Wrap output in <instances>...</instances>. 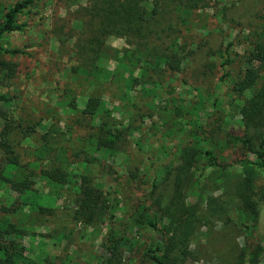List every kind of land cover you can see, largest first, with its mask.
Returning a JSON list of instances; mask_svg holds the SVG:
<instances>
[{
  "label": "rangeland",
  "instance_id": "374dc122",
  "mask_svg": "<svg viewBox=\"0 0 264 264\" xmlns=\"http://www.w3.org/2000/svg\"><path fill=\"white\" fill-rule=\"evenodd\" d=\"M18 1L0 0V13ZM156 1L166 10L159 25L135 38L132 34L105 37L103 53L90 66V59L85 60L84 55L93 53V39L101 25V18L91 14L95 0H38L19 17L27 24L25 30L6 37L9 48L22 49L25 54L0 55V60L15 67L14 76L0 86V92L10 99L0 109V179L6 176L9 160L17 157L22 164L34 160L35 149L43 147L46 133L57 136L56 132L76 123L79 114L70 109L84 108L92 92L89 84L94 81L86 73L92 70L103 83L97 86V93L114 108L116 123L126 127L120 151L114 157L100 158L89 168L93 184L106 194L108 202L92 224L74 219L75 186L61 190L55 215L38 219L28 207L26 214H5L1 207L14 211L19 200L0 182V218L6 215L11 222L21 221L32 228L24 244L26 255L35 264H105L111 258L112 237H122L116 263L149 264L143 261V253L155 232L135 224L132 217L137 210L156 204L159 197L165 198L166 204L183 202L198 209L199 222L187 243L191 254L185 264H264V200L258 202L260 212L251 235L237 225L242 220L239 182L246 176V161L255 160L250 148H259L258 136L264 132V112L256 116L257 124H252L243 109L262 89L264 71L257 69L261 77L242 95L236 90L255 45L264 39V0H207L192 17L197 26L178 35L181 43L188 45L186 71L170 79L171 73L165 69L159 85L148 84V70L138 71L133 91L122 100L117 86L108 82L116 71L118 52L135 50L140 43L145 53L148 44H158L157 31L169 22L178 23L173 9L167 6L169 0ZM167 36L173 38L175 33ZM165 40L170 44L172 39ZM229 57L232 61L224 65ZM119 83L126 91L125 80ZM159 104L173 110L179 106L184 116L166 112L149 118V105L158 109ZM118 105L119 110L115 109ZM197 107L201 124L197 116L190 115ZM33 126L36 133L24 132ZM74 129V139L86 133L79 125ZM58 137L68 153L72 138L66 134ZM235 137H250L252 143L236 142ZM4 139L10 148L2 145ZM190 142L200 143L203 149L213 148L220 165L203 176L197 167L188 176L183 197L174 199V174L166 171V165L177 162L181 149ZM72 170L87 173L77 164ZM253 177L255 183L264 184L263 173ZM35 183V195L52 192L47 182L37 178ZM154 183L159 184L155 190ZM216 206L222 208L215 212ZM165 221L170 223L168 216Z\"/></svg>",
  "mask_w": 264,
  "mask_h": 264
},
{
  "label": "trees",
  "instance_id": "16d2710c",
  "mask_svg": "<svg viewBox=\"0 0 264 264\" xmlns=\"http://www.w3.org/2000/svg\"><path fill=\"white\" fill-rule=\"evenodd\" d=\"M37 1L20 0L14 5L3 8L2 13H0V55L16 56L25 54L22 49L9 48L5 41L8 34L25 30L27 24L21 23L19 17L33 8ZM206 2L207 0H169L167 6L173 9L172 13L177 16L178 23L169 22L162 30L157 31L160 39L158 44L155 46L148 44L145 53L139 48L140 43H138L137 46L139 47H136L135 50L126 49L124 52L122 51V54L118 52L115 57L117 61L116 71L110 76L108 82L113 86H117L122 100L133 91V83L136 80L135 73L138 71L148 70L150 72L149 81L147 82L151 85H159L163 81L165 69L170 71V79L186 71L185 63L189 58L188 45L186 43L182 44L178 35H182L183 30L189 32L191 28L197 26L192 17L196 10L205 5ZM95 4V9L91 14L95 18H101V25L93 39V53H91V56L89 52L84 55L85 60L90 59L89 66L96 62L100 53H103L105 37L113 34L123 36L132 34L131 36L135 38L154 24L158 23L157 25H159L161 17L166 14V10L164 8L162 10L156 0L154 3L151 0H95ZM171 33H175L173 38L164 37V35ZM165 38L172 39L170 44ZM181 38L184 40L185 37ZM133 45L135 44L133 43ZM231 61L230 57L227 58L224 65L229 64ZM247 63L246 74L236 85V90L240 95L252 88L261 77L257 69L264 71V39L255 45ZM256 63L259 65L257 68ZM94 68L97 70L96 64ZM93 72L92 70L90 73H86L87 78H94V81L89 84L92 92L87 97L84 108L80 109L74 106L71 108L72 105L68 107L71 108L72 112L75 109V112L79 114L76 123L67 125L65 131L56 132L57 136L49 137L51 134L46 133L43 147L35 149L34 160L26 164H22L17 157L9 160L7 167L4 169L6 176L2 177L0 182L16 193L19 201L14 205V207L16 206L14 211H10V208L6 206L1 207L5 214H12L13 212L16 215L18 213L26 214L25 209L28 207L31 212L35 213V218L51 217L55 215L57 210L55 206L58 196L62 192L61 190L68 188L70 185L75 186L78 191L73 210L76 222L92 224L97 220L96 214L98 211L106 209L105 206L107 207L108 204L106 194L93 184L89 168L100 158L114 157L120 151L125 140L126 131L124 129L126 127L124 123H116L114 108H109L103 94L99 95L97 93V86H103V83ZM14 73V65H11L9 61L0 60V86L6 80L12 78ZM154 76H157L159 81ZM121 80H125L126 91L119 83ZM152 93L148 94L151 95ZM9 102L10 99L0 92V109L2 105ZM199 105L201 107L202 104L199 103ZM115 107V109H120V105ZM175 109H168L166 105L160 104L157 109V105L154 108L149 105L148 117L154 118L155 115H163L166 112H175L176 116H182L183 113L182 110H179V106H176ZM243 110L245 117L249 119V123L257 124L256 116L264 112V84L259 93L248 102ZM199 111L197 107L196 111L191 112L190 115L197 116L198 123L201 124L202 117L199 115ZM89 119L91 122H87ZM164 123L167 122L164 121ZM75 125H79L86 131L84 135H79L76 139L72 137ZM247 125L251 126L248 123ZM23 130L30 134L37 132L35 126ZM65 134L72 138L69 147L65 145L69 148L68 153L65 147L61 145L62 138L58 137L59 135L65 136ZM234 139L236 142L252 143L250 137L245 140L241 137H235ZM258 139L261 141L259 148L255 151L250 148V151L255 155V160L248 159L246 161L248 163L246 176L239 182L238 186L239 210L242 213V220L237 221V225L250 235L253 233V223L256 222L260 212L258 202L264 200V184L255 183L253 177L254 175L264 174V132L259 133ZM75 140L76 142H74ZM2 145L10 148L6 139L2 141ZM74 164L80 165L87 173H75L72 170ZM219 165L218 157L213 148L203 149L200 143L194 142L185 145L180 151L177 162H170L166 165V171L174 174L175 194L173 198L183 197L185 183L190 179L188 176L193 171L195 172L197 167L200 166L201 175L203 176L206 171ZM133 176L136 177L137 175ZM37 178L47 182L52 187V192L44 196L35 195L34 186ZM158 185V183H154V190L158 188ZM164 199L159 197L156 204L146 210H137L132 217L135 224L139 225L141 223L149 226L155 232L152 242L143 253V261L149 264H185L191 254L187 248V243L196 231L197 222H199L198 216L200 215L197 213L196 206H187L183 202L166 204ZM218 208H222V206L214 207L215 212L218 211ZM167 216L170 223L165 221ZM31 222L35 223L36 220L32 219ZM29 228L21 221L19 223L11 222L6 215L0 218V264H35L26 255L24 244L25 238L30 235ZM110 241L114 243L110 249L111 258L105 264H115L120 255L122 237L120 239L112 237Z\"/></svg>",
  "mask_w": 264,
  "mask_h": 264
}]
</instances>
